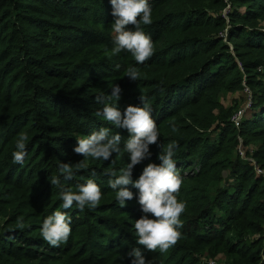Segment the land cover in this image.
Returning <instances> with one entry per match:
<instances>
[{
    "label": "trees",
    "instance_id": "1",
    "mask_svg": "<svg viewBox=\"0 0 264 264\" xmlns=\"http://www.w3.org/2000/svg\"><path fill=\"white\" fill-rule=\"evenodd\" d=\"M149 5L152 24L142 27L153 55L138 64L128 51L112 52L110 0H0V264H131L135 247L153 264H264V238L254 237L264 233V176L255 168L264 169V0ZM129 66L139 80L126 76ZM115 84L122 112L147 99L160 134L133 180L161 163L159 145H176L185 209L180 238L165 253L136 243L133 225L144 215L138 189L128 186L134 198L121 208L108 187L105 173L119 174L130 162L127 130L95 114L103 107L95 97ZM244 85L253 100L237 127L220 90ZM101 127L121 134L119 154L108 161L77 154L76 137ZM21 134L26 156L17 164L12 153ZM61 162L73 167L74 178L62 179L73 191L88 178L99 185L95 209H63L49 180ZM58 209L71 217L72 231L56 247L41 227Z\"/></svg>",
    "mask_w": 264,
    "mask_h": 264
},
{
    "label": "clouds",
    "instance_id": "2",
    "mask_svg": "<svg viewBox=\"0 0 264 264\" xmlns=\"http://www.w3.org/2000/svg\"><path fill=\"white\" fill-rule=\"evenodd\" d=\"M113 6L112 23L113 44L112 52H130L138 64H143L153 55V41L146 34L142 25L152 24V8L149 0H110ZM134 25V30L126 29L127 25ZM117 69L120 67L116 65ZM126 76L131 80H139L140 73L136 67L129 66ZM108 96L97 95L95 101L103 107L95 114L116 129H126L128 137L124 140V151L128 162L126 167L109 169L105 175L109 177L108 187L116 193V201L122 208L126 202L134 198L129 185L138 189V203L144 213L135 220L136 243L142 245L149 252L157 249L161 253L174 246L180 238L179 229L182 228L181 215L185 204L178 199L182 179L176 171L174 154L176 145L169 143L166 147L159 145L162 150L158 155L160 164L149 163L138 179L133 180L134 167L146 158H150V145L157 144L159 131L152 118V108L147 99L141 95V105H128L122 112L118 106L122 89L119 84L111 87ZM28 137L21 134L16 141L15 151L12 153L13 162L22 164L26 156V141ZM77 146L74 151L85 159L108 161L113 153L121 151L122 136L119 132L113 134L109 128L101 127L86 137H76ZM114 162V161H113ZM83 160L78 163V168ZM59 175H52L49 180L53 187L59 189L62 207L67 210L75 206L81 211L87 206L95 209L102 198L99 185L92 178L77 185V191L62 183L74 178L75 172L71 163L61 162L58 165ZM94 175V173H93ZM23 227V224L20 225ZM71 217L66 211L56 210L47 216L41 227V235L52 246L59 247L66 243L71 235ZM129 255L131 264H153L140 247H135Z\"/></svg>",
    "mask_w": 264,
    "mask_h": 264
},
{
    "label": "rangeland",
    "instance_id": "3",
    "mask_svg": "<svg viewBox=\"0 0 264 264\" xmlns=\"http://www.w3.org/2000/svg\"><path fill=\"white\" fill-rule=\"evenodd\" d=\"M245 87L246 85H244V87L242 88H233V89H229V91H227V89H223L220 90V92L224 95V104L226 106H231L233 113L232 116L235 115V113H237L238 111L242 110L243 108H246L247 106V93L245 92ZM253 100V99H251ZM248 108V107H247ZM240 150L244 151V148L241 147ZM254 237H262L264 238V233L263 234H255Z\"/></svg>",
    "mask_w": 264,
    "mask_h": 264
},
{
    "label": "built area",
    "instance_id": "4",
    "mask_svg": "<svg viewBox=\"0 0 264 264\" xmlns=\"http://www.w3.org/2000/svg\"><path fill=\"white\" fill-rule=\"evenodd\" d=\"M245 92L248 95L247 96V106H246V108H243L242 110L238 111L237 113H235V115L232 116V121L234 122V124L237 127H239L241 125V122H242V119H243V117L245 115L246 110L248 108H250L251 105H252V100H251L252 99V92H251L250 88L246 86L245 87ZM240 153L244 155V151L243 150H240ZM255 168H256V171H257V173L259 175H263L264 176V169L263 168H261V167H259L257 165H256Z\"/></svg>",
    "mask_w": 264,
    "mask_h": 264
}]
</instances>
